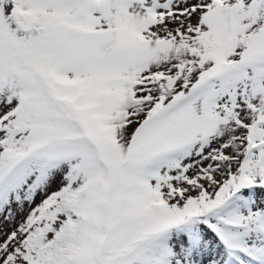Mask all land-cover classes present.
I'll return each instance as SVG.
<instances>
[{"label":"snow or ice","instance_id":"snow-or-ice-1","mask_svg":"<svg viewBox=\"0 0 264 264\" xmlns=\"http://www.w3.org/2000/svg\"><path fill=\"white\" fill-rule=\"evenodd\" d=\"M0 264H264V0H0Z\"/></svg>","mask_w":264,"mask_h":264}]
</instances>
